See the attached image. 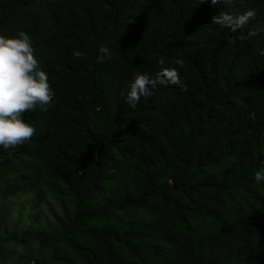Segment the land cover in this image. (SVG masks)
I'll return each instance as SVG.
<instances>
[{"label": "trees", "instance_id": "trees-1", "mask_svg": "<svg viewBox=\"0 0 264 264\" xmlns=\"http://www.w3.org/2000/svg\"><path fill=\"white\" fill-rule=\"evenodd\" d=\"M60 1L51 16L34 12L32 0H0V34L30 35L58 105L57 123L42 110L27 114L52 139L0 148V264H104L126 252L133 264H240L223 235L202 226L218 195L207 180L226 178L212 172L211 158L235 144L264 155V56L241 42L217 46V75L203 74L197 93L202 108L189 107L191 86L163 93L155 74L151 95L130 107L128 86L152 73L139 63L154 44L163 53L174 39L204 42L207 18L183 21L187 0ZM112 37L124 49L101 52ZM248 96L258 107H245ZM225 99L260 126L213 109ZM257 255L264 261V242Z\"/></svg>", "mask_w": 264, "mask_h": 264}, {"label": "clouds", "instance_id": "clouds-1", "mask_svg": "<svg viewBox=\"0 0 264 264\" xmlns=\"http://www.w3.org/2000/svg\"><path fill=\"white\" fill-rule=\"evenodd\" d=\"M32 2L34 12H51V16L64 6L60 0ZM38 3H43L47 7L46 11L37 8ZM179 14L183 16V21L189 23H193L197 16L200 18L198 22L207 18L206 41H200L198 36L174 39L165 44L167 50L163 53L155 51L160 40L155 43L150 53L139 63L140 67L146 65L152 73H138L128 86L125 99L130 107H135L141 96L151 95V90L157 84L153 78L155 74L162 79L157 89L164 90L163 93L173 91L181 94L186 92V87L191 86L187 91L196 95L189 107L193 108L197 104L202 108L197 93L201 90L203 74L217 75L214 64L217 46L229 48L241 42L247 46L248 54L264 56V36L261 38L264 35V0H187ZM178 25L176 18L167 26L170 34L177 30ZM255 39L258 41L255 42ZM124 45L125 42H122L114 46L112 37L111 45L108 48L101 47L100 51L120 52ZM167 59L170 62L165 64ZM44 69L41 55L35 47L33 49L32 39L27 32L18 30L10 36L0 34V148L21 144L37 134L47 135L51 139L54 137L46 125L34 127L27 115L42 110L51 121L58 122V105L52 99L55 93ZM191 76L193 79L189 80ZM257 102V98L248 96L245 107H258ZM223 103L229 105H218L213 109L220 112L233 111L229 117L233 122L257 124V120L252 121L249 117L242 118L243 114H236L243 105H233L230 99L223 100ZM254 114L252 112L251 115ZM259 156V151L253 152L251 148L235 144L226 157L214 155L211 158L212 172L226 178L207 180L208 189L212 186L218 195L211 198L215 201L212 222L203 223L202 226L212 225L215 231L221 233L226 247L230 251L235 249L240 264H264L257 255L264 242V155L261 158ZM251 169L252 175L244 176ZM99 246L105 248L106 244ZM104 264L133 263L130 261V254L126 252Z\"/></svg>", "mask_w": 264, "mask_h": 264}, {"label": "rangeland", "instance_id": "rangeland-1", "mask_svg": "<svg viewBox=\"0 0 264 264\" xmlns=\"http://www.w3.org/2000/svg\"><path fill=\"white\" fill-rule=\"evenodd\" d=\"M54 207H55L56 210L59 209V208H58V205H54ZM20 209H22V207H21ZM16 210H18V208H16ZM16 210H14V211H16Z\"/></svg>", "mask_w": 264, "mask_h": 264}]
</instances>
